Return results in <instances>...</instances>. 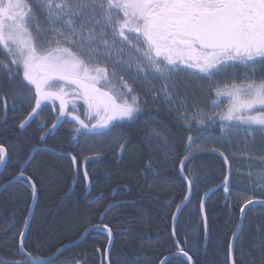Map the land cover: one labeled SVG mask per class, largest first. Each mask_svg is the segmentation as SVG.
<instances>
[{"label":"trees","instance_id":"16d2710c","mask_svg":"<svg viewBox=\"0 0 264 264\" xmlns=\"http://www.w3.org/2000/svg\"><path fill=\"white\" fill-rule=\"evenodd\" d=\"M25 94L19 82H10L0 75V145L7 151L0 188L15 180L21 165L38 149L23 169L24 176L34 180L38 198L24 238L25 252L51 257L57 249L77 242L85 229L100 225L112 231L109 264H161L165 258L166 264H187L185 259L172 257L179 252L171 235L172 215L187 193L186 183L179 176L180 159L187 154L185 145L189 136L196 138L202 132H209L213 139L218 138L220 123L198 127L192 122L188 128L183 121L178 123L159 99L151 103L152 98L142 93L147 102L144 98L133 121L116 125L103 135L84 133L83 139L71 132L75 128L72 122L57 121L48 106L42 107L39 115L22 129L20 123L33 107L32 103H21L17 98ZM54 123L57 128L52 129ZM155 131L161 135L150 134ZM41 136L45 139L41 140ZM199 144L203 150L213 148L205 142ZM222 146L225 150L216 148L224 151L230 160L231 191L227 194L223 188L206 197L207 238L199 212L201 198L223 182L228 170L215 155H200L186 168L196 171L200 182L195 185L175 232L195 264H228V242L240 222L241 204L249 198L264 199L234 183V164L227 153L231 146L225 142ZM42 148L63 156L40 151ZM197 151L193 145L192 152ZM70 152L79 160L72 193L75 175ZM25 182L17 181L0 195V264L24 259L19 253V238L33 199L31 186ZM115 203L126 205L116 206L101 218L108 205ZM243 221L235 242V264H264V208H249ZM84 239L52 264H104L109 239L97 232L88 233Z\"/></svg>","mask_w":264,"mask_h":264},{"label":"snow or ice","instance_id":"6c2138e0","mask_svg":"<svg viewBox=\"0 0 264 264\" xmlns=\"http://www.w3.org/2000/svg\"><path fill=\"white\" fill-rule=\"evenodd\" d=\"M116 45H120L118 50ZM125 50L130 57L120 59ZM114 52L121 66L117 69L113 64L110 73L109 62ZM133 62L137 74L132 78L139 79V73L158 74L164 80L162 91L170 103L182 95L175 83L179 74L212 80L228 69L243 65L242 76L232 73L224 77L222 84L216 82L212 104L218 107L219 98L226 97L225 111L216 112L215 107L205 111L197 104L189 109L181 101L177 122L183 121L188 128L192 127V120L204 127L219 122L225 138L243 131L245 140L252 136L253 143L256 133L264 137V0H0V75L21 84L27 93L23 100H34L28 117L20 123L22 129L39 115L45 101H59L57 121L68 116L79 125L77 131L103 135L116 126L114 121L133 120L141 110L140 96L127 82L128 77L120 75L119 83H114L117 71L131 75ZM69 92L71 101L67 99ZM3 99L6 106L7 96ZM77 100L85 106L86 119H81ZM55 128L56 123L52 125ZM150 134L161 135L159 131ZM193 145L198 150L196 153L192 152ZM185 152L180 159L179 176L188 190L176 205L172 215L174 225L200 182L196 171L186 168L188 161L194 160L203 148L196 138L189 136ZM211 152H219L224 163L230 165L224 151L213 147ZM246 154L264 164V155ZM6 155V149L0 145V164L5 162ZM68 156L78 172V157L71 152ZM23 169L21 165L14 179L31 185L35 199L37 186L31 177L24 176ZM85 179H88L86 171ZM229 182L230 176L225 175L226 193L231 191ZM248 182L264 188V167L250 170ZM255 204L264 205V199L249 198L241 204V222L236 224V229L243 227L249 206ZM205 207L201 199L207 237ZM89 231L85 229V234ZM105 231L111 243L112 231L107 226ZM25 235L24 231L20 232L19 251L24 253V259L4 264H52V257L41 258L25 252ZM237 236L238 232L233 231L228 242L229 264H235ZM173 239L178 254L186 258L187 264H195L193 256L181 246L175 228ZM61 251L57 249L53 256ZM104 252L108 253L109 249ZM166 262L167 258L161 264Z\"/></svg>","mask_w":264,"mask_h":264},{"label":"rangeland","instance_id":"374dc122","mask_svg":"<svg viewBox=\"0 0 264 264\" xmlns=\"http://www.w3.org/2000/svg\"><path fill=\"white\" fill-rule=\"evenodd\" d=\"M116 49L118 50L119 48ZM129 57H130V53H128L127 50H125V52L120 56V59L127 60ZM113 64L116 65L117 69H119L121 66L117 58V52H114L110 59L109 62L110 73L112 71ZM232 73H236L238 76H242L244 74L243 71L229 70L227 71V73L218 74V76L213 77L212 80H207V79H199V78L187 76L186 74L181 73L178 75V78L176 79L175 83H176V87L178 88L179 92L182 95L180 99L172 101L171 103L167 99H165L164 93L162 91L164 80L160 79L158 74H152L151 72H149L148 74L139 73V75L144 74V76L140 79H135L131 81L132 78L131 76L137 74L135 68V62H133V66L131 68V75H129V73L127 72L117 71V75L116 78L114 79V83H119L120 75H124L126 77L130 76L131 78L128 79L127 82L134 87L136 92L139 88H142V90H144L143 92L140 93L137 92L139 96H141L142 93L143 94L145 93L146 95H148L150 99L152 98L151 103H153L156 99H159L158 101H160V103L163 106H165L167 109H170L172 115L177 120L178 109L180 108L181 101H184L189 109H192L193 104L199 105V107L204 109L205 111L214 108L215 106L212 104V99L215 97L216 82L220 81L222 84L224 81V77L226 75H231ZM231 82L232 81H229V83ZM236 82L239 83V80H237ZM210 86L212 87L211 92L209 91ZM157 93L159 95H157ZM17 98L20 99L21 103L28 102L30 104L32 103V106H34V100L29 102L23 100L22 96H18ZM67 99L69 101L72 100L71 92H69ZM225 99L227 103H225ZM219 100H220L219 106L215 107V111L223 112L224 103L228 105V100L226 97H220ZM76 103L79 105V114L81 116V119H86L84 115L86 111L85 106H83L79 100H77ZM56 104H58L59 106V101H57ZM94 122L95 121H92V123ZM192 122L196 124L195 120H192L191 123ZM245 136L246 133L240 131L225 138V134L221 132V126H220V135L218 138L213 139L209 132H202L196 136V139L198 140V142L199 141L205 142V144H208V146H213V147L219 146L221 149L224 150L225 148L222 146L224 142L227 143L229 146H231V149L229 151L227 150V153L229 154V157L232 158L234 164V169H235L233 175L234 183L237 186H243L249 188L252 195L257 194L264 198V188L254 186L252 183L248 182L249 171L250 170L255 171L260 167H264V164H262L261 161L258 159L249 158L248 155L246 154L248 152H251L253 154L264 155V137H261L259 133H256L254 135L255 142L253 143L252 136H249L247 140H245ZM219 147L217 148L219 149Z\"/></svg>","mask_w":264,"mask_h":264},{"label":"water","instance_id":"95a60500","mask_svg":"<svg viewBox=\"0 0 264 264\" xmlns=\"http://www.w3.org/2000/svg\"><path fill=\"white\" fill-rule=\"evenodd\" d=\"M37 151H38V149H35V150H33L31 153H30V157L27 159V161H26V163L24 164V166H27V164L33 159V157H34V154L35 153H37ZM40 151H43V152H50V153H52V154H55V155H57V156H62L63 154H61L60 152L59 153H57V152H55V151H52L51 149H45V148H42V149H40ZM194 153H196V152H194ZM200 155H206V156H211V155H215L216 157H219V158H221L223 161H224V158L223 157H221L220 155H219V152H216V153H213V152H211V150H203V152L202 153H200V154H197L196 155V157H200ZM195 157V158H196ZM6 159H7V156H6ZM191 161V159L188 161V163ZM5 163H6V160H5V162L3 163V164H1L0 165V173L3 171V169L5 168L4 166H5ZM187 163V164H188ZM226 165V168H227V170H228V173H227V175L228 176H230V182H231V174H232V169L230 168V165H228V164H225ZM180 169V165H179V168H178V170ZM74 175H75V182L73 181V183H72V188H71V193H72V191L74 190V188H75V184H76V181H77V178H78V175H77V170H76V168L74 167ZM17 181L18 180H12L11 182H8V183H6V185H4V186H2L1 188H0V195H1V193L2 192H4L5 190H6V188L7 187H9V186H11V185H13V184H15V183H17ZM224 181V180H223ZM230 182H229V184H230ZM186 183V182H185ZM31 186V185H30ZM186 186H187V184H186ZM224 187H223V182L221 183V184H219V185H217V186H214V187H212L211 189H209L208 191H206L204 194H203V196H202V198L201 199H203L204 200V203L206 202L205 201V199H206V197L210 194V193H213V191H218V190H221V189H223ZM188 190V189H187ZM186 190V191H187ZM192 194H193V192H192ZM192 194H191V197H192ZM228 194V193H227ZM32 198H33V196H32ZM37 201H38V198H37V194H36V197H35V199L33 198L32 199V202H31V204H30V207H29V213H28V215H27V220H28V224H27V226L25 225L24 226V228H23V230L22 231H24L25 232V234L27 235V233H28V228H29V226H30V223H31V218H32V216H33V213H34V211H35V207H36V204H37ZM190 201H191V198H190ZM190 201L189 202H186V205L182 208V210L178 213V219L176 220V222H175V225L173 224V219H172V228H171V235H172V239H173V230H174V228H175V231H176V227H177V222H178V220H179V218H180V216H181V214H182V211L190 204ZM120 205H126V204H124V203H115V204H110V205H108V207L105 209V211H104V213H103V215L101 216V217H103V216H105V214L108 212V211H110L111 209H113V208H116V206H120ZM257 206H261V207H263L264 208V205H261V204H255V205H251V206H249V208H252V207H257ZM176 212V210L174 211V213ZM199 212H201V210H200V208H199ZM205 215H206V212H205ZM202 216V215H201ZM240 217H241V214H240ZM201 221H202V223H203V230H204V234H205V228H204V216H202V219H201ZM239 221H240V219H239ZM241 222V221H240ZM244 221H242V223H243ZM90 229V231L88 232V233H91V232H95V230H97V229H99V228H97V227H95V228H89ZM207 229H208V223H207ZM242 229V228H241ZM241 229H236V231L238 232V236H239V234L241 233L240 231H241ZM88 233H86L85 234V232H84V234L82 235L83 236V238H80L77 242L78 243H76V242H74V244H71V245H67V248H64V247H62V248H60V249H62V251L60 252V253H58V254H56L55 256H51L52 257V262L59 256V255H61L63 252H65L66 250H71V249H74V247H76L77 245H79L80 243H82L85 239H84V237L88 234ZM25 235V236H26ZM209 236V234H207V237ZM238 236L236 237V239L238 238ZM206 237V238H207ZM109 238V237H108ZM236 239H235V242H236ZM20 241H21V237L19 238V247H20ZM173 241H174V239H173ZM112 243H113V238H112V240H111V243H109L108 242V244L106 245V249H109V252L108 253H105V256H104V264H109V255H110V251H111V245H112ZM175 243V242H174ZM175 245H176V243H175ZM235 245H236V243H235ZM19 253H21L20 251H19ZM23 256H24V253H21ZM172 257H178V258H181V257H183V256H180L178 253L176 254V255H172ZM171 257V258H172ZM228 264H229V262H228Z\"/></svg>","mask_w":264,"mask_h":264},{"label":"flooded vegetation","instance_id":"af4514ba","mask_svg":"<svg viewBox=\"0 0 264 264\" xmlns=\"http://www.w3.org/2000/svg\"><path fill=\"white\" fill-rule=\"evenodd\" d=\"M120 47V45H116V48H119ZM245 71V69H244V67H243V65H238L236 68H233V69H228V71ZM144 76V74H140L139 75V78H142ZM132 77V76H131ZM130 76H128V79H130L131 78ZM132 80H135V79H133V78H131V81ZM133 87V86H132ZM134 88V87H133ZM135 94H137V92H136V90H135ZM146 96H148V95H146ZM144 98L145 97H142V96H140V103H143V100H144ZM56 102L57 101H55V102H50V101H45L43 104H42V106L41 107H44V106H48L49 108H50V111H51V114H53V116L55 117V116H58L59 115V106H58V104H56ZM80 103L83 105V102L82 101H80ZM71 104L69 103V106H68V110L69 111H71ZM84 106V105H83ZM55 107V111L53 110V108ZM39 111V110H38ZM57 111H58V114H57ZM137 115H138V113H137ZM136 115V116H137ZM135 119V118H134ZM60 121H64V122H67V121H70V122H72V125H74L75 126V128H71V132H75L76 134H77V136H83L82 138L84 139V133L85 134H89V133H91V132H86L85 130H83V129H81L80 131H77V128H79V125L77 124L76 125V122L74 121V120H72L70 117H68V116H65V117H61L60 118ZM131 121H133V120H123V121H114L113 123L115 124V125H119V124H122L123 122H131ZM59 125H60V123H59ZM112 129V128H111ZM93 133V132H92ZM101 218H103V217H101Z\"/></svg>","mask_w":264,"mask_h":264},{"label":"bare ground","instance_id":"6f19581e","mask_svg":"<svg viewBox=\"0 0 264 264\" xmlns=\"http://www.w3.org/2000/svg\"><path fill=\"white\" fill-rule=\"evenodd\" d=\"M102 234H105V233H102ZM59 256H60V255H59ZM59 256H58V257H59ZM58 257H57V258H58ZM57 258H56V259H57Z\"/></svg>","mask_w":264,"mask_h":264},{"label":"crops","instance_id":"0c3cea01","mask_svg":"<svg viewBox=\"0 0 264 264\" xmlns=\"http://www.w3.org/2000/svg\"><path fill=\"white\" fill-rule=\"evenodd\" d=\"M225 110H226V108H225Z\"/></svg>","mask_w":264,"mask_h":264}]
</instances>
